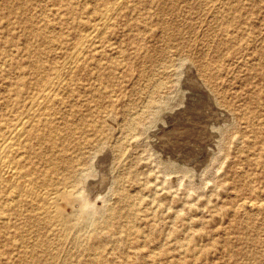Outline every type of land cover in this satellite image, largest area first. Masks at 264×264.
Returning <instances> with one entry per match:
<instances>
[{"label":"rangeland","instance_id":"rangeland-1","mask_svg":"<svg viewBox=\"0 0 264 264\" xmlns=\"http://www.w3.org/2000/svg\"><path fill=\"white\" fill-rule=\"evenodd\" d=\"M88 1L27 0L26 4L24 2L18 5L17 0H0V88L5 86L12 72L20 65H25L28 59L52 62L68 58L79 34L76 28L84 30L89 23ZM72 5L75 15L69 12ZM119 16L120 22L112 25L119 34L116 38L105 41V45L119 47L122 53L106 52V55L93 61V64L78 68L76 76L69 80L71 92L62 93L68 106L56 116L61 121L64 118L72 119L73 133L77 132V136H84L82 133L94 127L96 131L89 138L98 146L104 145L103 148L119 140L122 144L123 140L128 141L124 143L128 153L120 164L123 180L119 194L111 187L110 190L106 189L107 192L104 190L101 193L103 197H90L92 205L86 214L94 222L101 221L97 234L122 238L119 244L106 240L104 246L101 245L103 249L99 251L110 250V255L107 257L103 254L97 260L88 257L87 253L94 251L99 245H94L91 249L86 245L79 246L74 236L76 229L68 231L70 236L66 235L61 242L54 237L51 240L39 239L38 247L29 236L28 241L22 244L25 255L13 264H264V210L260 214L250 210L237 215L229 213L236 202L235 197H231L229 193L231 190L244 196L251 189L264 187V173L257 172L252 175L250 170L251 160L264 150V0H139L135 9ZM225 16L230 19L241 16L243 27L233 28L234 22L230 20L229 23V18L226 19ZM225 28L231 30L230 36L224 33ZM37 29L42 34L32 33V30ZM210 37L214 39L210 40ZM167 61H174L177 66L176 63H179V71L186 61L192 62L196 68L203 63L210 64L215 76L216 90L219 95L225 96L228 103L225 106L231 108L232 114L244 113L242 119L237 117L243 128L237 131L236 122L233 134L237 131L238 137H234L227 155H222L216 163L211 156L212 161L209 159L203 164L206 168L202 163L197 164L203 166L200 168L202 175L200 169L193 172L179 169L170 171L166 165L167 159L164 160L157 152L154 153L161 147H168L166 144L154 142L155 150L151 142L145 140L146 135H149L148 129L158 125L155 120L158 116L156 111L141 115L145 118H138L142 130L137 135L139 138L135 146L130 143L134 134L123 126L129 115L142 112L140 109L144 106L138 91L144 87L143 82L140 85L135 78L139 74L147 76L153 68ZM175 77L178 79L181 75ZM32 79L34 82L35 78ZM162 93L160 95L165 99L160 96L159 105L168 97L173 99L176 96L174 92ZM232 119L228 122L231 123ZM146 120L148 121L145 122ZM228 125L231 127V124ZM63 134H67V130ZM248 139L255 143H244ZM199 142H180V145L186 144L185 152L190 153L192 149L196 152ZM205 142L202 140V143ZM197 152V156L189 159L199 158L202 151ZM162 159L166 162L163 163ZM111 176L110 181L114 179ZM153 178L154 181L151 182ZM194 180H197L196 183ZM227 182L234 187L226 186ZM110 184L113 185V181L109 183V187ZM141 192L144 197L140 196ZM133 196L136 198L133 199ZM109 206L116 209L110 211ZM104 212L107 215L105 219L102 218L105 216ZM175 213L186 222L198 221L191 223L189 228V232L199 234L196 240L185 239L182 220ZM124 233L129 234L130 239ZM179 243L191 244L192 251L180 256L176 247ZM6 247L8 245L3 240L0 248ZM47 247L50 249L44 251ZM149 253L150 256L147 257ZM151 259L156 263L148 262Z\"/></svg>","mask_w":264,"mask_h":264},{"label":"bare ground","instance_id":"bare-ground-1","mask_svg":"<svg viewBox=\"0 0 264 264\" xmlns=\"http://www.w3.org/2000/svg\"><path fill=\"white\" fill-rule=\"evenodd\" d=\"M17 1L18 5H22L24 2L26 4L27 2V0ZM89 1V23L85 26L84 30L76 28L79 34L75 44L73 43V50L68 58L62 61L52 62L40 59H28L25 65H20L15 72H12L5 86L0 88V244L4 240L8 245L6 248H0V262L3 264H13L17 262V260H21L22 256L25 255V251L22 250V244L28 241L29 236L33 238L34 245L38 247L40 246L38 243L39 239H50L54 237L58 242H61L64 239L63 237H66V235L70 236L68 231H74L76 229V234L74 233V236L79 246L86 245L91 249L94 245H99L97 249L92 252L88 251L87 253L88 257L97 258V260L98 257L103 254H106L107 257L110 255V250L105 252L103 250L99 251L103 249L101 245H103L106 240L114 244H119L122 238L121 236L114 235H106L107 237L100 236L96 231L98 227L101 226V221L98 223L94 222V220H91L92 217H89V219L86 214L89 212L88 209L92 205V201L90 202L92 196L97 197L101 195L104 190H110L111 187H113L114 192L119 194L123 180L120 164L124 162L123 157L128 153L126 150L127 146L124 144L127 140H123V144L119 142L120 140L113 142V144L109 146H106V144V148H103L104 145L103 147L98 146L93 139L89 138V135L96 131L94 127L82 133L84 136H81V134L77 136V132L75 134L73 133V120L64 118L63 121H61L57 118L56 114L64 107L68 106L64 101L65 99L63 100L62 93L64 91L71 92L69 90V80L76 76L78 68L81 67L82 69L83 66H88L91 63L93 64V61L106 55V52L122 53L119 47H114L112 44L105 45V41H110L118 36V31H115L112 25L120 22L118 20L120 17L119 15L123 13L128 14L131 10L135 9L139 0ZM3 5L5 6V4ZM72 8H74V5L69 8V12L75 15V9ZM225 18H229V23L230 20L234 22L233 28L243 27L242 25L244 22L241 16H234L231 19L229 16H225ZM28 21L30 22V19H28ZM26 28L29 29L28 26ZM32 31H34L32 32L34 34H37V32L42 34L39 29ZM230 32V29H224V33L228 36H230ZM212 39L214 38L212 37ZM212 39L210 37V40ZM172 62H164L157 68H153L154 70L149 72L147 76L139 74L137 78H135L138 84L141 85L143 82L142 86L144 87L138 91L144 106L140 109L142 112L132 115L128 114L130 117L124 118V125H122L134 134L130 142L134 145L139 138L137 135L142 130L138 118L141 115L145 116L156 111L158 116L155 117V120L158 125L148 129L149 135H146L147 137L145 140H149L148 142H151V145H153L154 142L168 145V147L163 145L164 147L158 150L155 149V145H153V147L150 145V148H154L156 150L154 153L157 152L159 157H163L164 160L167 159V162L162 160L163 163L166 162L167 167L171 169L168 168L170 171H172V169H179L193 172L200 169L211 156H213V162L216 163L222 155H227L234 137H238L237 131L243 128L242 123L238 122L239 120L237 117L239 116L242 119L244 113L232 114L231 108L225 106L228 103L225 96L219 95L216 90V83L214 81L215 76L210 64L203 63L196 68L192 62L186 61L185 63L183 62L181 66L182 70L179 71V63H176L178 64L177 66L174 61ZM176 75H181V77L177 79V77H175ZM32 78H35L34 82ZM136 90L135 88L134 91ZM162 92H174L176 96L174 98L172 97L173 99L168 97L166 101L164 100L165 102L162 101V105H159L160 100L158 99L162 96L160 95ZM163 99H165V97ZM229 119L233 121L231 120L230 123L228 122ZM109 121L112 122V120ZM147 121L148 120L145 122ZM236 122L238 125L234 135L233 130L236 128ZM228 123L231 124V127ZM115 127L113 129H115ZM65 130H67V134H63ZM85 136L86 138H84ZM202 140L206 142L202 143ZM97 141H99V139ZM187 141L192 144L200 141L197 144L199 147L196 149V152L193 149L190 153L185 152L186 149H184V147H186V144H183L185 146H181L180 142L187 143ZM170 143L172 144L170 145ZM244 143L252 145L255 141L248 139L244 141ZM131 144L129 145L131 146ZM188 150H190V148H188ZM198 150L202 151L201 155H199L200 157L190 160V157H195L199 154L197 152ZM222 160L223 159H221V161ZM160 162L162 163L161 160ZM198 163H202V165L199 166L197 165ZM218 166L216 168H218ZM145 167L144 165V168ZM165 167L166 166H164V168ZM204 167L206 168V166ZM250 167L252 175L257 172L264 173V150L259 152L256 157L251 160ZM201 171L200 169L199 172L202 175ZM192 172H190V174ZM169 174L171 173L169 172ZM111 175L114 179L111 180L113 181V185L110 184L111 186L109 187ZM153 181L154 178L151 182ZM226 186L234 187L233 184H228V182ZM231 191L232 192L229 193L231 197H235L236 202L233 208L229 210V213L237 215L250 210L259 212L260 214V211L264 210V187L251 189L249 193L244 196L234 192V190ZM113 195H111V197ZM143 195L144 194L141 192L140 196ZM134 196L133 199L136 198ZM143 197L142 199L144 200ZM141 203L139 204L141 205ZM107 204L104 205L107 206ZM93 205H95V203H93ZM136 206L140 208L138 205ZM106 208H108V206ZM115 209L116 208L109 206L110 211ZM104 211H106V209H104ZM105 213L106 212H104L103 215H105ZM174 215L179 217L180 221L182 220L181 223L185 231V233H183L185 239L190 238L196 240L199 234L193 231L189 232V228L192 225L191 223H196L198 221L186 222L185 219L180 218L178 214L175 213ZM106 216L107 215L102 218L105 219ZM189 220L191 219L189 218ZM96 221L98 220L96 219ZM153 223L155 222L153 221ZM108 228H110V226ZM28 231L29 234L27 233ZM99 231L100 230H98V232ZM136 231L137 229L135 228V232ZM125 235H127L126 238L130 239L129 234ZM190 246L191 244L189 243L177 244V253L180 256L186 255L188 252L192 251ZM48 249L50 248L47 247L43 250L46 251ZM111 249L113 250V248ZM148 256H150V253L147 257ZM77 262L80 261L77 260ZM96 262L98 263L101 261ZM148 262L156 263L153 259ZM167 264H169V262H167Z\"/></svg>","mask_w":264,"mask_h":264}]
</instances>
